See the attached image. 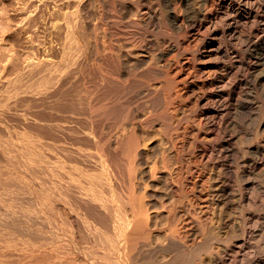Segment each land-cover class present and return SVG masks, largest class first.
Instances as JSON below:
<instances>
[{"label": "bare ground", "instance_id": "6f19581e", "mask_svg": "<svg viewBox=\"0 0 264 264\" xmlns=\"http://www.w3.org/2000/svg\"><path fill=\"white\" fill-rule=\"evenodd\" d=\"M45 2L0 50V264H264V0Z\"/></svg>", "mask_w": 264, "mask_h": 264}, {"label": "rangeland", "instance_id": "374dc122", "mask_svg": "<svg viewBox=\"0 0 264 264\" xmlns=\"http://www.w3.org/2000/svg\"><path fill=\"white\" fill-rule=\"evenodd\" d=\"M44 1L45 0H0L1 51L5 52L8 55H13V53H23L22 55H25L29 50V48L26 47V45L28 46V44L25 43L26 38L28 40V38L30 39L33 37L32 39L34 40V45L38 43L37 40L39 38L37 37L38 34H36V31L40 29L42 31L43 28L41 27L42 25L35 23L36 17L43 15L45 5L42 6V4H44ZM46 1L47 2H45V4H49L50 7H52L53 4L51 3V0L50 2L49 0ZM40 7L42 10H39ZM84 9H87V5L84 6ZM84 14L85 11L83 12V15ZM86 15L87 14H85L84 17H87ZM88 20L86 18V21ZM88 23L89 21L87 22V25ZM21 31H24L23 34H21ZM39 47L41 48L42 45H40Z\"/></svg>", "mask_w": 264, "mask_h": 264}]
</instances>
